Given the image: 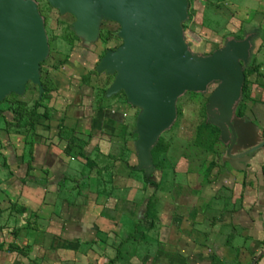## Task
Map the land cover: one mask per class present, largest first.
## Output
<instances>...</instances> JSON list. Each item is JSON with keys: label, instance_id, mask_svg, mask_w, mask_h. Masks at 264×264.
Instances as JSON below:
<instances>
[{"label": "rangeland", "instance_id": "374dc122", "mask_svg": "<svg viewBox=\"0 0 264 264\" xmlns=\"http://www.w3.org/2000/svg\"><path fill=\"white\" fill-rule=\"evenodd\" d=\"M23 1L40 17L45 50L38 62L36 74L46 93L58 94L53 78L57 76L64 81L61 75L71 74L70 81L66 83L75 87L70 88L64 96L68 102L71 98V106L77 101L74 97L78 96L82 99L76 105L82 108L100 109L115 102L121 105L123 112L131 110L126 118L127 123L121 125L118 132L129 139L130 159L124 162V166L129 168L136 185L130 189L121 187L122 191L117 194L122 206L118 219L108 220L97 231L96 237L103 236L104 241L95 239L92 232L91 239L69 242L78 247L74 255L76 257L58 258L56 262L144 264L142 255L134 261L128 256L127 250L135 249L140 254L143 250H157L162 243V234L169 226L168 216H175L174 212L178 211L185 213L184 217L193 216L195 190L210 185L215 175L220 176L228 169L226 147L219 144L217 132L207 122L206 106L219 81L210 83L203 91H182L175 98L174 118L152 142L147 154L151 164L142 165L139 161L138 128L144 109L130 100L123 89L110 94L118 71H113L111 67L100 68L106 54L116 52L123 43L120 25L108 13V0H85L80 3V7L90 13L82 19L72 12L64 11L62 5L53 0ZM180 28L187 50L197 58L210 57L231 39L240 41L250 36L248 59L239 62L243 69L241 96L233 106L227 108L226 115L264 127V0H186L185 18L180 22ZM25 87L24 96L13 92L0 101V139L6 136L15 139L18 135L33 137L36 129L31 122L49 112L47 107L53 95H50V99L44 93L40 96L39 86L32 81H28ZM72 133V136L80 134L74 130ZM94 164V161H90L89 169ZM214 170L216 174L213 176ZM197 176L200 180L198 187L195 183ZM98 193L96 189L88 193L80 191L78 194L88 202L81 216L92 217V228L95 226L93 218L99 211L107 218L112 215L111 209L101 208V202L89 203L91 197ZM11 204L0 191V218L4 220L0 226L14 223L12 218L17 211L11 210ZM129 205H132L131 209ZM174 206L179 209L174 210ZM51 214L56 219L62 218L56 210H52ZM29 221H33L30 229L33 233L29 234L34 236L37 245L51 246L49 240L57 227L49 226L50 223L38 224L35 219ZM129 241L132 243L130 246ZM12 246L11 242L0 244V264H46L50 258L44 253L42 256L40 253L37 256L16 258L5 255L3 252L9 253L15 248V245ZM85 247L89 250L88 260L82 257L81 261L79 255L83 256ZM26 248L28 246L25 245L22 251ZM253 260L254 257L241 259L238 255L230 264H252ZM148 261L146 264H151ZM51 262H54V258Z\"/></svg>", "mask_w": 264, "mask_h": 264}, {"label": "crops", "instance_id": "0c3cea01", "mask_svg": "<svg viewBox=\"0 0 264 264\" xmlns=\"http://www.w3.org/2000/svg\"><path fill=\"white\" fill-rule=\"evenodd\" d=\"M70 75H61L64 81L57 76L53 78L58 94L39 89L40 96L43 93L48 99L53 96L47 115L31 122L36 129L33 137L18 135L15 139L9 136L0 139V191L11 201V210L17 211L11 226H0V244L15 245L9 253L3 252L10 257L44 253L54 258L53 263L47 258L46 264H58L56 259L67 256L75 258L78 247L69 242L91 239L92 232L95 239L104 241L103 236L96 237L97 231L101 224L118 219L122 206L117 194L122 191L121 187L130 189L136 185L129 168L124 166L130 159L129 139L118 132L120 126L127 123L131 110L123 112L121 105L115 102L100 109L82 108L76 105L82 99L78 96L71 106V98L69 102L64 98L69 89L75 87L66 83ZM25 91L19 95L24 96ZM239 97L234 98L231 106ZM227 117L221 101L213 103L210 113L207 112L208 124L217 132L219 144L226 147L228 169L220 176L215 175L214 170L213 183L195 190L193 216L186 218L180 211L168 216L169 226L157 250H143L141 254L135 249L127 250L134 261L142 255L144 264L148 260L151 264H230L238 255L241 259L254 257L255 260L263 253L255 264H264V127L228 117L236 135L232 146L233 133L223 120ZM73 130L80 134L72 136ZM90 161L95 164L89 169ZM199 181L198 176L195 177L197 187ZM96 189L99 195H93L89 203L101 202V208L111 209L112 215L107 218L99 211L93 218L95 226L92 228V217L81 216L88 202L78 194ZM52 210L62 218L56 219ZM30 219L57 227L49 240L51 246L37 245L34 236L29 234L33 233ZM3 221L1 217L0 225ZM25 226L28 228L24 229ZM25 245L28 248L22 251ZM84 250L86 253L79 255L81 261L82 257L88 260L89 250L87 247Z\"/></svg>", "mask_w": 264, "mask_h": 264}, {"label": "water", "instance_id": "95a60500", "mask_svg": "<svg viewBox=\"0 0 264 264\" xmlns=\"http://www.w3.org/2000/svg\"><path fill=\"white\" fill-rule=\"evenodd\" d=\"M53 1L78 19L90 15L79 5L85 0ZM107 2L108 13L120 25L123 43L116 52L106 54L100 68L118 71L110 94L123 89L144 109L138 128L139 161L149 165V148L171 124L174 101L182 91H203L219 81L207 103L208 113L213 103L221 101L226 111L239 97L243 82L239 62L248 59L250 36L243 42L229 41L210 57L197 58L187 50L180 28L186 0ZM44 50L40 17L33 8L23 0H0V101L7 94L22 93L28 81L37 84L42 92L36 71ZM223 120L232 130L233 146L235 130L228 117Z\"/></svg>", "mask_w": 264, "mask_h": 264}, {"label": "trees", "instance_id": "16d2710c", "mask_svg": "<svg viewBox=\"0 0 264 264\" xmlns=\"http://www.w3.org/2000/svg\"><path fill=\"white\" fill-rule=\"evenodd\" d=\"M263 174H264V168H263Z\"/></svg>", "mask_w": 264, "mask_h": 264}]
</instances>
